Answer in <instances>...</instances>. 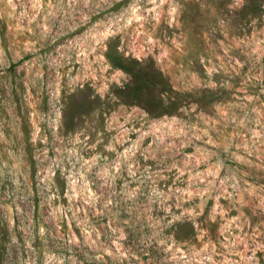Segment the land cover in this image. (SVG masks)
Masks as SVG:
<instances>
[{
	"label": "rangeland",
	"instance_id": "1",
	"mask_svg": "<svg viewBox=\"0 0 264 264\" xmlns=\"http://www.w3.org/2000/svg\"><path fill=\"white\" fill-rule=\"evenodd\" d=\"M246 3L0 0L2 264H264V4ZM111 41L220 100L121 103Z\"/></svg>",
	"mask_w": 264,
	"mask_h": 264
},
{
	"label": "trees",
	"instance_id": "2",
	"mask_svg": "<svg viewBox=\"0 0 264 264\" xmlns=\"http://www.w3.org/2000/svg\"><path fill=\"white\" fill-rule=\"evenodd\" d=\"M264 0H247L246 9L253 15L262 9ZM106 58L110 64L128 75V81L115 85L113 95L123 104L139 106L152 117L178 114L188 103L207 100L208 103L219 101L215 96L216 91H202L197 95L192 91H182L176 88L164 71L157 66L153 58H138L126 55L119 50V45L114 41L108 44ZM74 120V116H71ZM175 231L178 239H188L194 235L195 228L191 223H185ZM4 236L0 243V264L7 251Z\"/></svg>",
	"mask_w": 264,
	"mask_h": 264
}]
</instances>
